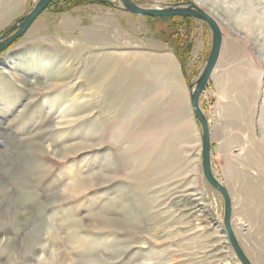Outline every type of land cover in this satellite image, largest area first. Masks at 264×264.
<instances>
[{
    "label": "rangeland",
    "instance_id": "1",
    "mask_svg": "<svg viewBox=\"0 0 264 264\" xmlns=\"http://www.w3.org/2000/svg\"><path fill=\"white\" fill-rule=\"evenodd\" d=\"M5 1L0 34L38 0ZM131 1L146 8L188 0ZM203 1L220 17L224 47L200 105L212 129L213 172L234 192L239 217L240 199L264 195V0ZM120 6L51 0L0 51V120H10L0 128V264H241L222 242L219 196L199 172V124L189 100H177L202 69L210 29ZM134 54L162 60L166 84L171 61L180 87L151 83V173L139 156L149 148L142 96L125 101L120 84L103 82L117 59ZM103 57L110 60L100 69ZM187 186L197 193L196 213L182 206ZM255 217L264 248V215Z\"/></svg>",
    "mask_w": 264,
    "mask_h": 264
},
{
    "label": "bare ground",
    "instance_id": "2",
    "mask_svg": "<svg viewBox=\"0 0 264 264\" xmlns=\"http://www.w3.org/2000/svg\"><path fill=\"white\" fill-rule=\"evenodd\" d=\"M195 5H197L198 7L204 9L207 13H209L219 24L220 29L222 31V27H221V23L219 21L218 18H220L218 16V13L214 10H212V7H209L207 4H205V2L203 0H191ZM12 3V0H6L4 5H8ZM22 5V4H21ZM20 6V5H19ZM18 6V7H19ZM163 6H151L150 8H161ZM219 8V7H218ZM224 47V38L222 36V45H221V49H220V53L217 59V62L211 72V75L209 77V79L213 76L219 62H220V58H221V54H222V50ZM140 54V53H139ZM106 56V55H105ZM125 56V55H124ZM25 57V56H24ZM166 57V56H164ZM9 58V57H8ZM123 58V57H122ZM2 59V58H1ZM162 59V58H161ZM164 59V58H163ZM110 59L103 57L102 59H100V62L98 64V68L102 69V65H104L105 67L108 64V61ZM169 60V59H168ZM172 60V58H171ZM165 61V60H164ZM170 61V60H169ZM174 61V59H173ZM116 62V61H115ZM113 63L111 65L110 68V72H113L115 75L113 78H109L108 74H106L105 72H103V82L107 85H121V94H125L124 96V100L125 101H129V102H134L133 100V96H142L141 97V102H142V107L147 109V115L148 118L150 119L149 122L145 123V137H141L143 142H147L148 144V150L144 153L142 150L139 156L142 157V161H141V165L146 167V171L148 173H151V159L152 157V150H151V83H154V85H156V89L157 86L160 87L163 90L165 88V86L167 87V89H170L172 91H176L177 89H179L180 87L179 84L176 82V74H175V69L174 67L177 69L176 66L173 67V64L170 63L167 64L168 68L170 70V72L172 71V75L169 78V82L166 83H161L159 80L160 77H162V75L164 74L165 70V66L162 63V60H159L153 56L150 55H144L142 57H137L135 54L126 57L125 59H122V61L120 59H117L116 63ZM125 62L127 63H131L129 67H127V65L125 64ZM176 65V63H175ZM104 67V68H105ZM177 71V70H176ZM24 72V71H23ZM21 73V72H20ZM234 74V73H233ZM73 76V75H72ZM197 77V76H196ZM164 80V79H163ZM123 81H125V85H123ZM209 81V80H208ZM112 85V86H113ZM120 87V86H119ZM154 87V86H153ZM119 89V88H118ZM155 89V88H154ZM160 89V88H159ZM158 89V90H159ZM205 89V88H204ZM158 90L156 92H158ZM178 91V90H177ZM204 91V90H203ZM155 92V91H153ZM166 92V90H165ZM164 92V93H165ZM182 92V91H181ZM114 93V92H113ZM133 96H131V94H134ZM162 93V92H161ZM168 93V92H166ZM203 93V92H202ZM129 94L130 97H127V95ZM155 94V93H154ZM153 94V95H154ZM116 95V94H115ZM242 96V94H241ZM154 97V96H153ZM152 97V98H153ZM117 98H120V96ZM185 98L186 101L189 100V91L185 92V94L182 97V94L179 92L178 96H177V100L179 99H183ZM154 99H156L154 97ZM117 100V99H116ZM115 100V101H116ZM140 102V101H139ZM124 103V102H123ZM190 103V102H189ZM200 103V102H199ZM261 106L264 107V97L263 100L261 101ZM225 107H227L229 109V106L226 104ZM99 108V107H98ZM117 108V107H116ZM135 108V107H134ZM138 108V107H137ZM142 108V109H143ZM189 111L192 115H194L191 105L189 106ZM181 109V108H180ZM231 109V108H230ZM137 110V109H136ZM178 110V109H177ZM142 111V110H141ZM174 113V112H173ZM138 116H140V113L136 114ZM182 115V114H181ZM124 116V115H123ZM180 116V115H179ZM183 118L180 117V119H182L185 123V125L187 124V117L183 114L182 115ZM96 117V116H95ZM168 117V116H167ZM196 117V116H195ZM136 118V116H135ZM13 119V118H12ZM173 119V118H172ZM171 119V120H172ZM208 119V118H207ZM139 120V119H138ZM168 120V119H166ZM197 120V119H196ZM14 121V120H13ZM107 121V120H106ZM155 121V120H153ZM161 121V120H160ZM169 121V120H168ZM140 122V121H138ZM178 122V121H177ZM131 123V122H130ZM162 123V122H161ZM165 123V122H164ZM176 123V122H175ZM179 123V122H178ZM115 124V123H114ZM132 124V123H131ZM99 125V124H98ZM140 125V124H138ZM154 125V124H153ZM158 125V123H157ZM160 125V124H159ZM173 125V124H172ZM118 126V125H117ZM121 126V125H120ZM134 126V125H133ZM163 126V125H162ZM123 127V126H121ZM208 127H209V133H210V142L212 140V129H211V124L210 121L208 120ZM0 128L4 129V130H8L10 129V120L8 121H1L0 120ZM118 128V127H116ZM126 128V127H125ZM154 129V128H153ZM160 129V128H159ZM158 129V130H159ZM164 129V128H163ZM166 129V128H165ZM118 130V129H117ZM122 130V129H121ZM129 130V129H128ZM174 130V129H173ZM157 131V130H156ZM142 132H140L141 134ZM165 133V132H164ZM182 133V132H181ZM137 135V134H136ZM160 135V134H159ZM139 136V135H138ZM137 136V137H138ZM134 137V136H133ZM136 137V138H137ZM180 137V135H179ZM107 138V137H106ZM135 138V137H134ZM133 139V138H131ZM158 139V138H157ZM166 140V139H165ZM158 141V140H157ZM16 142V141H15ZM123 143V142H122ZM123 145V144H122ZM132 145V144H131ZM142 145V144H141ZM145 146V145H144ZM134 147V146H133ZM155 147V146H154ZM153 147V148H154ZM137 149V148H135ZM242 147L239 146L237 147L235 150H237L238 152L236 153V155L241 154L242 151ZM199 154H200V146H199ZM115 151V150H114ZM152 151V152H151ZM137 153V152H136ZM154 153V152H153ZM129 155V154H128ZM155 155V154H154ZM158 157V156H157ZM211 157H212V147H211ZM171 159V158H170ZM158 162L161 161V158L158 157L157 159ZM198 163H200V158L198 156ZM7 165V164H6ZM237 167V166H236ZM212 168V165H211ZM234 168V167H232ZM213 170V169H212ZM234 171V170H233ZM200 174L202 172V170L200 171ZM231 172V171H230ZM243 172V171H242ZM213 174L215 175V173L213 172ZM231 175V174H230ZM234 175V174H233ZM202 177V175H201ZM216 177V175H215ZM241 177V176H240ZM252 177V176H251ZM228 178V177H227ZM235 178V177H233ZM204 180V178H203ZM205 181V180H204ZM235 182V181H234ZM206 183V182H205ZM232 184V183H231ZM233 185V184H232ZM243 185V184H242ZM228 192H229V196L231 199V218H230V222H231V226L232 229L240 243V245L242 246L244 252L246 253V255L248 256V258L251 260L252 264H264V248H259V239H258V228H260L261 225H259L260 222L254 223L252 222V220L256 219V217L254 218V215H258L261 216L262 213L264 215V195L261 193H256V192H249L247 197H243V200L240 199L239 201V206L241 208V215H239V217H236V214L238 213L236 211V202H235V194L232 191V189L227 186V184L225 185ZM243 187V186H242ZM162 189V188H161ZM171 189V188H170ZM215 194H217L219 196V201H220V211L222 210V198L221 195L219 194V192H217L216 190L210 188ZM191 190V191H190ZM182 191H184L189 197H186L185 199L182 200V206L187 209V211L189 210L192 213H196L198 211H200V203L197 201V193L194 191L193 187L191 186H187V187H183ZM242 193V192H241ZM140 196V195H139ZM30 207V206H29ZM149 207V206H147ZM250 210V211H249ZM249 211V212H247ZM246 212L248 213V216L250 214V216L248 217L250 219L246 220L244 218L246 214ZM240 213V212H239ZM191 215V214H190ZM222 217V216H221ZM262 220V219H261ZM260 220V221H261ZM33 222V221H32ZM123 227V226H122ZM127 227V226H126ZM219 230L221 233V238H222V242L227 244V246H229V242L227 239V236L225 234V231L223 229L222 223L220 221L219 225ZM185 229V228H184ZM219 235V234H218ZM4 236V235H3ZM218 240V239H217ZM221 248V247H220ZM232 253V252H231ZM235 255V254H234ZM19 262V261H18ZM239 262V261H238Z\"/></svg>",
    "mask_w": 264,
    "mask_h": 264
},
{
    "label": "water",
    "instance_id": "3",
    "mask_svg": "<svg viewBox=\"0 0 264 264\" xmlns=\"http://www.w3.org/2000/svg\"><path fill=\"white\" fill-rule=\"evenodd\" d=\"M122 4L120 9L137 15L168 16L176 15L191 17L206 23L211 33V46L208 56L196 79L188 85L189 102L200 127V161L202 175L206 182L221 195L222 226L235 256L241 264H252L240 245L231 226V199L225 186L215 175L211 168V142L208 127V119L200 105L201 94L206 87L211 72L217 62L221 45L222 31L217 21L204 9L195 5L191 0L179 3L163 5L161 8L141 7L131 0H119ZM51 2V0H38L34 7L23 17L11 23L0 34V51L10 46L15 40L22 37L29 29L38 14Z\"/></svg>",
    "mask_w": 264,
    "mask_h": 264
}]
</instances>
